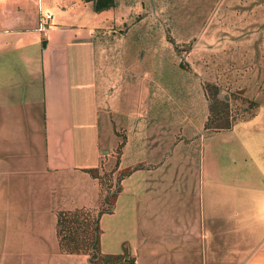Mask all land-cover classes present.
<instances>
[{"label": "crops", "instance_id": "1", "mask_svg": "<svg viewBox=\"0 0 264 264\" xmlns=\"http://www.w3.org/2000/svg\"><path fill=\"white\" fill-rule=\"evenodd\" d=\"M26 2L1 4L0 47L22 51L26 60L24 87L34 125L30 123L33 138L36 131L40 133L43 150H35L34 139L25 143L29 148L25 155H19L24 141L20 145L0 135V264H90L87 254L60 250L56 217L60 210L95 208L91 204L99 196L98 182L88 171L100 161L96 27L87 21L69 23L62 14L77 9V16L85 14L94 24L102 18L99 12L78 6L92 5L83 0H57L56 15L49 19L44 18L49 13H42L40 0L36 15L29 13ZM40 24L46 30H39ZM10 33L17 37L7 38ZM0 83L13 89L9 76H0ZM8 87L1 85L0 91L11 95ZM259 105L254 115L235 121L230 129L209 132L204 121L200 129L191 126L182 146L188 150L179 151L175 159L171 153L169 159L149 158L138 166L129 165L125 183L136 167L145 172L144 181L156 183L133 190L125 184L117 193L106 213L114 218L121 213L107 232L101 229L100 251L125 250L136 264H264V137L228 138L239 127L255 125ZM4 111L9 109L0 104V115ZM0 121L4 128L3 118ZM139 129L136 138L131 137L132 128L126 132L122 164L126 150L146 135ZM198 130H202L201 159L195 156ZM165 179L170 180V188H162ZM177 179L197 181L179 190L173 188ZM178 206L184 211L179 212Z\"/></svg>", "mask_w": 264, "mask_h": 264}, {"label": "rangeland", "instance_id": "2", "mask_svg": "<svg viewBox=\"0 0 264 264\" xmlns=\"http://www.w3.org/2000/svg\"><path fill=\"white\" fill-rule=\"evenodd\" d=\"M27 1L29 13L36 15L39 0ZM56 1L40 0L42 13L55 17ZM115 1L112 10L99 12L98 18L102 20L96 24L87 20L90 18L85 14L77 16V9L62 14L63 20L69 23L87 21L96 27L94 74L98 86L96 124L100 151L96 171L100 192L91 204L96 209L100 208V203L105 204L104 195L118 186L121 191L125 184L132 190L147 187V183L155 185L156 180L144 181L145 172L137 167L125 183L121 176L131 170L129 165L138 166L149 158L169 159L171 153L175 159L179 151L188 150L182 146L191 134V126L200 129L208 118L207 90H213L210 84L219 87L221 98L234 97L229 105L231 121L247 117L256 110L249 105L250 99L260 104L255 125L244 130L239 127L228 138L246 139V134L253 138L264 137V0ZM6 2L0 0V7ZM78 6H86L95 14L91 4ZM9 36L17 37L15 33L6 35ZM25 63L22 51L0 47V76H9L12 80L9 85L13 87L0 83L7 86V90L11 89V95L0 91L5 96L0 98L1 106L9 109L0 115L4 124L0 135L4 139H16L20 145L24 141V145L18 147L19 155H25L23 152L29 150L25 143L30 145L34 139L38 144L35 150H43L38 131L33 138L32 105L24 87L28 79ZM8 97H12L11 101L5 100ZM36 117L35 122L40 126L39 116ZM131 128L132 138L141 133L139 128H143L146 135L143 140L137 139L135 148L126 150L128 155L123 165L122 144ZM201 132L198 130L194 139L195 156L199 159L202 157L198 138ZM7 149L15 147L4 148ZM197 163L195 170L200 165ZM2 168H5L3 164ZM196 181L177 179L173 188L187 189ZM162 188H170V180H163ZM134 201L136 199L129 202ZM177 208L179 212L184 211L182 206ZM120 213L115 218L102 213L100 229L107 232ZM130 221L134 222L132 217Z\"/></svg>", "mask_w": 264, "mask_h": 264}, {"label": "trees", "instance_id": "3", "mask_svg": "<svg viewBox=\"0 0 264 264\" xmlns=\"http://www.w3.org/2000/svg\"><path fill=\"white\" fill-rule=\"evenodd\" d=\"M83 1L92 3L95 12L109 10L115 6L116 2L115 0ZM210 87L213 90H207V108L209 114L204 123V129L209 132L230 129L235 123V121L230 120L229 114L230 101H234V97H229L228 100L221 98L219 96V87L211 84ZM249 105H253L252 107L255 109L258 107L256 100L252 99H250ZM255 111L253 110L247 117L254 115ZM88 171L98 182L99 174L96 168L89 169ZM129 172H125L121 176V179ZM118 191L119 186L114 191L107 192L104 195L105 204L100 203L99 205L101 206L99 209H96L97 207H81L73 210L58 211L56 217V234L61 251L73 254H87L90 264H136L135 257L125 250L121 253H103L100 251L101 229L99 219L102 213L112 210Z\"/></svg>", "mask_w": 264, "mask_h": 264}, {"label": "built area", "instance_id": "4", "mask_svg": "<svg viewBox=\"0 0 264 264\" xmlns=\"http://www.w3.org/2000/svg\"><path fill=\"white\" fill-rule=\"evenodd\" d=\"M51 17V15L50 14H46L45 16H44V18L45 19H49ZM39 30H46V27L44 26V25H42V24H40L39 25Z\"/></svg>", "mask_w": 264, "mask_h": 264}]
</instances>
